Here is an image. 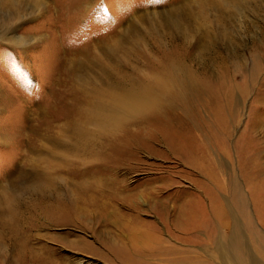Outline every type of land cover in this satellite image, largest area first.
Segmentation results:
<instances>
[{
    "label": "bare ground",
    "instance_id": "obj_1",
    "mask_svg": "<svg viewBox=\"0 0 264 264\" xmlns=\"http://www.w3.org/2000/svg\"><path fill=\"white\" fill-rule=\"evenodd\" d=\"M91 2L71 0L61 9L75 21ZM185 2L161 12L160 19L137 15L119 32L90 46L84 42L59 49L50 98L36 105L25 123L31 134L23 139L28 154H22L14 171L0 182V264H61L46 245L57 236L47 231L90 232L98 223L129 228L127 242L142 259L147 255L169 264L177 258L184 264L187 257L198 258L160 247L156 227L140 220L141 188L128 190L127 182L142 165L143 153L152 159H175L209 180L211 189L203 185L212 196L208 212L201 198L190 196L175 205L174 218L175 227L192 235L199 227L206 230L203 247L208 260L264 264V240L249 219L237 178L228 176L226 185L221 184L216 153H227L225 144L240 115L239 101L253 90L256 105L245 129L247 143L238 147V153L248 155L254 131L264 132V114L254 121L256 109L264 113V43L244 52L247 43L238 31L256 27L251 20L245 27L239 25L237 19L250 10L264 15V6L253 0ZM207 10L214 11V21ZM261 22L264 30V17ZM137 23L150 28L142 31ZM9 24L1 22L0 41L28 49L32 39L15 36V23ZM211 50H217L213 57ZM7 137L4 134L1 140L5 144ZM263 154L245 156L239 163L255 216L264 226V206L259 204L264 198L259 163ZM229 186L235 191V207L218 199ZM157 204L164 216L175 209L166 208L163 201ZM124 209L130 214L122 213ZM64 236L73 238L64 239L67 247L91 250L81 237ZM83 260L77 264H86Z\"/></svg>",
    "mask_w": 264,
    "mask_h": 264
},
{
    "label": "rangeland",
    "instance_id": "obj_2",
    "mask_svg": "<svg viewBox=\"0 0 264 264\" xmlns=\"http://www.w3.org/2000/svg\"><path fill=\"white\" fill-rule=\"evenodd\" d=\"M69 1L0 0V28L2 21H7V24H13L14 22L17 29L15 36L29 38L28 40L32 39L33 42L24 51L23 48L14 46L12 43L0 41V95L4 94L5 96L0 97V100L2 99L0 101V182L5 179L4 177L8 172L12 173L14 171L13 166L21 160L22 154H28L23 139L26 136H31V134L26 129L25 123L27 118L31 117L30 114L36 109V105H40L50 98L51 89L53 88L52 78L58 70L59 49L65 51L67 47H80L85 44L84 42L90 46L94 42L97 43L98 40H103L119 32V29L125 26L126 21L137 15H142L146 19H160L159 14L161 12L171 11L176 6L186 4L185 0H91V5L87 10L82 8L79 13L77 12L78 16L74 21L68 11L64 12L61 9L69 4ZM253 1L262 4L256 3L259 4L256 6H264V0ZM206 15L210 16V21L215 20L214 11L207 10ZM262 17L264 15L261 11L253 14L251 10L250 13L248 12V16L237 17L239 25L245 27L247 25L245 23L251 20L256 27L247 29V33H244V30L241 31V29L238 31L239 38L247 43L244 52L250 51L255 46L260 47L261 43H264ZM10 18L13 20H10ZM257 20H259V24L256 23ZM136 25L145 32L150 28V24L137 23ZM158 28L160 31H165L164 28ZM114 43L113 39L112 44ZM216 51L211 50L212 57ZM95 52L99 54L98 50ZM255 94L256 90H253L245 100L239 101V107L241 106L240 115L238 122L234 123L230 138L225 144L227 153L216 152L221 164L217 167V172L221 184L224 185L229 180L228 176L232 175V177L237 178L249 219L254 221L257 231L264 240V226L255 216V203L248 193L247 184L242 177L239 163L240 158L246 159L249 155L253 156L259 152L264 153V132L262 133L260 129L254 131L253 139H255V142L248 155L247 151L243 154L238 153V147L247 143L245 141V129L249 121L250 111L256 105L253 100ZM255 113L257 114L254 118L256 122L257 118L259 119L258 114L262 115L264 113L260 108L256 109ZM4 134L8 136L6 144L1 141ZM146 156L145 153L142 154V165L130 176L131 178L127 182L128 190H133L138 186V189H142H140L141 192L137 200L139 206L141 205L140 220L151 223L156 227L163 241H161L160 247L168 246L175 253L187 252L198 256V258L187 257L184 264H194L196 261L202 263L203 260L206 264H220L218 261H210L205 257L206 249L203 246L206 245L207 232L203 227H199L192 235L193 232L182 230L174 225V218L178 214L175 205L185 203L190 196L201 198L205 210H208L212 196L207 190L203 189V185L211 189L209 180L194 173L175 159L165 161ZM259 163L263 171L260 176L263 175L262 181L264 182V159H261ZM248 169L245 171L250 172L251 169ZM251 180H254V177ZM234 193L235 191L229 186L226 192L221 190L218 199H224L229 207H232L234 206L232 197ZM262 199L259 204L264 206V198ZM159 201H163L166 208L175 206V209H172L170 215L164 216L156 208L159 207L157 204ZM122 213L130 214L127 209H124ZM161 215H163V218ZM94 228L90 232L78 228L66 232L60 228L49 229L47 233L57 236L58 240L48 241L46 245L57 253L62 261L61 264H77L79 259L82 260V258L86 264H166L165 261L159 259L147 258V255H144L142 259V255L136 252L135 248L127 242L125 234L129 232V228L121 227L120 229L109 223H98ZM64 233L79 236L78 238L81 237L83 241L89 243L91 250L88 252L79 248L67 247L65 240L69 241L73 238L70 236L65 238ZM169 264H182V262L176 258Z\"/></svg>",
    "mask_w": 264,
    "mask_h": 264
}]
</instances>
